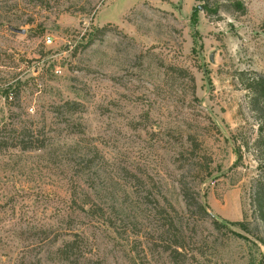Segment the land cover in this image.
Masks as SVG:
<instances>
[{
	"label": "rangeland",
	"instance_id": "rangeland-1",
	"mask_svg": "<svg viewBox=\"0 0 264 264\" xmlns=\"http://www.w3.org/2000/svg\"><path fill=\"white\" fill-rule=\"evenodd\" d=\"M253 72L264 0H0V264H264Z\"/></svg>",
	"mask_w": 264,
	"mask_h": 264
},
{
	"label": "trees",
	"instance_id": "trees-1",
	"mask_svg": "<svg viewBox=\"0 0 264 264\" xmlns=\"http://www.w3.org/2000/svg\"><path fill=\"white\" fill-rule=\"evenodd\" d=\"M101 33L105 32V28H101L98 30ZM176 69L175 67H171ZM178 69V68H177ZM181 71L188 74L186 70L180 69ZM246 72L242 71L241 75H245ZM192 81H194V77L191 74H188ZM241 83L244 87L250 92V103L252 108L259 115L264 116V75L253 72L250 77L244 78L241 76ZM16 97H19V92L16 94ZM71 110L77 111L79 110V105L76 104H68ZM263 125V124H262ZM260 125V134L256 139V143L263 147L261 142L264 137V126ZM35 131L30 128H22L18 131L15 128L4 127L0 129V151L6 150L13 147H19L22 150L28 149H40L43 147V143L39 141L37 137H35ZM182 192L184 195V199L186 205L189 209H197L200 213H208L202 201L200 200L198 195H194L192 193V188L182 182ZM263 196H264V178L259 180L258 190H257V198L256 202L258 205V212L260 218L264 221V204H263ZM77 242L74 240L66 241L63 246L57 248L56 252L60 258L65 259L67 261H71L72 264H77L75 261H79L82 257H85L84 252L80 255L78 252ZM76 253V254H75ZM79 263V262H78ZM41 264V263H40Z\"/></svg>",
	"mask_w": 264,
	"mask_h": 264
},
{
	"label": "water",
	"instance_id": "water-1",
	"mask_svg": "<svg viewBox=\"0 0 264 264\" xmlns=\"http://www.w3.org/2000/svg\"><path fill=\"white\" fill-rule=\"evenodd\" d=\"M202 9V7H200ZM13 31L18 32V33H26L25 29H20V28H12ZM211 60L213 61V56L211 55Z\"/></svg>",
	"mask_w": 264,
	"mask_h": 264
},
{
	"label": "built area",
	"instance_id": "built-area-1",
	"mask_svg": "<svg viewBox=\"0 0 264 264\" xmlns=\"http://www.w3.org/2000/svg\"><path fill=\"white\" fill-rule=\"evenodd\" d=\"M46 42H47V43H51V42H52L51 37H47V38H46ZM31 110H32V109H31Z\"/></svg>",
	"mask_w": 264,
	"mask_h": 264
}]
</instances>
